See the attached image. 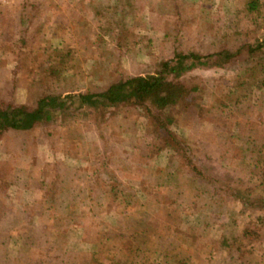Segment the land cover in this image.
Here are the masks:
<instances>
[{"label":"rangeland","instance_id":"rangeland-1","mask_svg":"<svg viewBox=\"0 0 264 264\" xmlns=\"http://www.w3.org/2000/svg\"><path fill=\"white\" fill-rule=\"evenodd\" d=\"M244 2L0 0V103L30 105L36 95L45 91L62 97L99 92L119 79L153 71L160 58L170 56L174 42H181L185 37L189 39V42L184 43L185 49L194 48L201 52L214 50L215 44L218 46L219 39L215 35L225 37L221 41L226 42L228 47L225 48L230 50L245 38L260 42L264 23L260 21L261 26L248 29L250 17L243 12ZM22 4L36 7L35 11L26 10L28 15L36 16L26 28L25 22L22 27L17 20ZM262 10L264 13V8ZM94 11L99 14L98 17H93ZM97 20L99 24L95 23ZM24 28L28 32L27 45L19 47L16 41ZM207 33L211 36H206ZM58 48L70 50L71 58L61 60L65 63L63 68L68 70L62 72L63 77L50 84L47 79L46 82L41 80L42 75L37 69V65L43 63V58L33 54L50 55L53 49ZM258 56L264 58V53L255 56L254 61L259 60ZM54 61V65L61 62L56 58ZM251 63L250 59H240L236 66L198 69L190 73L182 82L185 93L197 81L193 78L198 79L202 88L199 93L188 95L185 104L198 108L194 113L188 112L181 103L178 108L169 109L175 116L170 129L184 140L187 139V142H195L199 158L210 155L213 169L228 174L230 184L236 187L239 194L264 197V182H259L255 177L256 169L247 167L245 153H239L232 159L227 154L228 158L222 163L217 159L224 148L225 138L231 132L247 130L244 116L239 117L230 107L221 113L219 111L220 106L226 103L227 96L235 95L234 81L238 67H248ZM11 90L14 93L10 95ZM251 96V111L255 114L262 111L263 115L264 91L252 89ZM121 111L119 109L116 112L115 122L110 121L113 127L106 125L99 129L106 143L97 136L92 118L84 111L77 112L73 106L67 112L68 116L72 115L69 121L60 123L59 120L47 127L39 125L31 132H7L2 135L0 264H26L28 258L37 257L38 248L44 251L45 264H61L66 261L68 254L98 252L102 247L115 259L129 256L131 260L133 249L128 250L129 245L135 250L147 251V264H164L165 260L163 262L162 259L165 258L166 248L171 249L172 246L168 241L165 243L163 239L156 238L155 228L167 222L166 209L173 210L175 220L179 218V225L183 229H198L196 232L202 245L204 239L217 242L223 239L228 242L242 227L246 228L249 221L260 217L252 209L243 211L241 215L239 205L220 193L216 197L224 203L221 208L212 205L210 209H202L198 205L193 210L179 201L168 208L165 202L170 200L171 193L168 196L167 191L164 194L168 199L154 204L156 185L168 188L169 170L175 169L174 174H178V156L168 150L157 152L150 149L154 142L147 144L143 138L146 120L131 109ZM48 133L51 135L48 136ZM259 142L264 143V136ZM63 149L84 151L82 159L66 156ZM105 150L104 157H117L118 164H109L108 172L99 175L98 179L93 175L90 178L91 172L87 170L91 165L89 160L92 156L102 158ZM101 180H107L108 183H102ZM52 182L56 183L57 189L54 212L57 214L56 217L52 215L54 219H47L42 209V206L46 207L44 202L42 205V198ZM89 185L93 186L92 192ZM111 185L116 187L112 193L103 194L100 190L105 188L108 191ZM161 188L158 193L161 194L162 190L163 195ZM72 198L74 201L81 199L82 203L74 202L70 207ZM112 200L113 208L108 204ZM61 201L67 204L60 205ZM131 204L138 205L139 209H132ZM65 209L77 210L64 215L67 212ZM211 212L217 213V223H213L210 218ZM59 213L63 219L56 220ZM127 213L131 215L122 219ZM148 215L155 217L151 224L144 222L150 217ZM169 222L174 221L169 218ZM204 222L207 225L205 229ZM117 229L120 230L115 232ZM118 235L123 238L118 239ZM62 243L64 251L59 248L60 245L57 246ZM252 248L256 255L264 253V238L253 242ZM200 251L188 252L190 262L186 263L225 264L227 260L235 261L237 258L234 254L226 257L223 252L214 251L216 254L212 256V262L205 260L201 263L197 261L201 257ZM102 253L103 250L98 259L107 264ZM142 263L143 260L138 264Z\"/></svg>","mask_w":264,"mask_h":264},{"label":"trees","instance_id":"trees-1","mask_svg":"<svg viewBox=\"0 0 264 264\" xmlns=\"http://www.w3.org/2000/svg\"><path fill=\"white\" fill-rule=\"evenodd\" d=\"M263 8L264 0H245L243 12L250 17L248 21L249 30L258 28L261 26V22L264 23ZM27 9L35 11L36 7L31 4H22L20 6L17 20H19V25L22 27L23 22H25V28L28 26L27 24H30L34 18H36L33 14L28 15ZM93 13V17L99 16L96 11ZM95 23L99 24V21L97 20ZM25 28L16 41L19 47H25L27 45L26 36L28 32L24 31ZM205 35L211 36V34L208 33ZM261 35L262 40L260 42L245 38L242 39L233 50L225 48L228 47L226 46V42L224 43V41H221V39H225V37L219 38V36L215 35V37L219 39L217 41L218 46L215 44L214 47L216 48L214 50L205 52H201L194 48L185 49L184 43L189 42V39L185 37L181 42H174V47L171 50L170 56L160 58L153 71L139 76L119 79L110 83L99 92L75 93L62 97L60 94L48 93L45 91L42 94L36 95L35 100L30 105L26 103L16 104L13 102L0 103V138L7 132H31L39 125H45V127H47L49 124H55L59 120H61L60 123H63L64 120L65 122L69 121L72 115L68 116L69 113L67 112L70 111L73 106L77 112L84 111L92 118L97 136L104 140L103 132L99 129L106 125L109 128L113 127L110 121L115 122L117 118L116 112H118L119 109L122 110L121 112L131 109L137 113L138 117L145 119L147 122L143 138L144 142L147 144L152 141L154 142L150 149L157 152L168 150L178 156L176 160V166L177 169H179L178 174H174L176 173L175 169L169 170L168 183L170 187L166 188L162 186L161 188L160 185H156L157 193L154 196L155 199H153L154 204L157 205L165 198L168 199L167 195L164 194V192L167 191L168 196L169 193H171L170 200L165 202L168 208H171L176 201L184 202L185 206L193 210L197 209L198 205H200L199 207L202 209H210L212 205H217V208H221L224 207V203L221 199L216 197V194L220 193L223 197L226 196L231 202H236L239 205V213H241V215L248 209H252V211L260 214V217H257L255 220L252 218L253 220L249 221L247 227H242L237 235L231 237L228 242L223 239L219 240V242L212 239H204L202 245L199 242V235L196 232L198 229L195 227L183 229L179 225V218L176 217L175 220L173 210L166 209L168 210L167 213L165 212L168 217L167 222L158 224L155 228L156 238L159 240L163 239L162 242L165 243L168 241L169 245L172 246L171 249L166 248L165 258L162 259L163 262L165 260L164 264H197L186 262H190L188 252L194 253V251H200V249H202L199 253L201 257L197 261L201 263H204L205 260H207L206 262H212L214 251H217L223 252L226 257L232 254L237 256L235 261L227 260L225 264H264V253L256 255L253 253L252 248L253 242L260 241L264 238V197L260 195H254V197H252L241 193L239 194V192L235 190L236 187L230 184L228 174L219 173L213 169V158L210 155H204V157L199 158V150L195 142H187V139L184 140L182 136L171 131L170 126L173 125L175 116L169 112V109L178 108L181 103L188 112L194 113L197 110V106L185 104L188 95L197 94L202 88L198 79L193 78V80L197 81H194V85L190 86L188 92L185 93L186 91L183 88L182 82L184 78L190 76V73L198 69H221L229 66H236L240 59H250L252 63L248 67H238V73L235 77L236 81H234L235 95L229 94L226 98V103L220 106L219 111V113H221L225 108L230 107L239 117L244 116L246 124L244 127L247 128V130H234L231 132L230 135L225 138L224 148L222 153L217 155V159L219 163H222L228 156L232 159L233 157H237L239 153H245L248 158V162L246 161L247 167L252 170L256 169L257 172L255 177L259 182H264V143L259 142V139L264 136V119L262 120L264 114L262 115V111L258 114L251 111V90L257 89L264 91V58L258 56L259 60L254 61L255 56L264 53V31ZM253 41H255L254 46H252ZM33 55L43 58H40L44 61L42 64L37 65V69L42 75L41 80L44 79L46 82L45 79H47L51 84L56 82V79L63 77L62 72L68 70L66 67L63 68L65 63H62L61 60L71 58V51L58 48L53 49L50 55L42 53ZM54 58L61 62L58 61V63L54 65ZM70 77L73 76L71 75ZM12 93H14L13 90H11L10 95ZM248 115L250 117H248ZM50 135L51 134L48 133V136ZM182 143H184L185 146ZM106 151L107 150L103 153L102 158L96 159L95 156L91 155V161L89 160L91 165L89 169H87L91 172L89 175L90 178L93 175V177L98 179L100 177L99 175L108 172L106 170H108L107 167L109 164H118L117 157L111 159L104 157L106 156ZM62 152L70 158L79 160L82 159L84 151L78 149H73L71 151L69 149H63ZM227 154L228 156H226ZM110 172L112 173V171ZM101 181L102 183H108L107 180ZM93 185L95 187V184ZM88 188L92 192L93 186L89 185ZM115 188L116 187L111 185L108 191L105 188L100 190L105 194V192L112 193ZM160 188L163 189V195L162 190L161 194L158 193ZM65 189H69V187H65ZM56 193V183L52 182L48 192L42 198V205L43 202L46 205L44 208L42 206V209H44V213L47 214V219H54L53 216L56 217L57 213H54L57 204ZM108 196H111V194ZM74 202L76 204L78 202L81 204L82 200L78 199L74 201L72 198L69 206H73ZM66 204L67 202H60V205L65 206ZM108 204L111 208L114 207L113 200ZM108 204L105 205L108 206ZM123 205L125 204L123 203ZM131 205L132 209H139V207L137 208L138 205ZM48 210H51V212L47 213ZM66 210L67 212H65L64 215L77 209H65V211ZM156 210L158 209H155V211ZM102 213L105 214V210L102 211ZM117 214L119 215V213ZM59 215H57L58 218H56V220L60 218L63 219L62 214L59 213ZM130 215L131 213H127L122 219ZM169 218L174 222H169ZM210 218H212L213 223L218 222V215L216 212H211ZM141 220L142 219H138V221ZM153 220H155V217L150 216L148 219H145L144 222L147 221L151 224ZM57 223V226L60 228L59 221H57ZM206 226L205 223L203 229H205ZM119 230L120 229H117L115 232ZM100 235L101 234H99V236ZM115 235H117V233H115ZM114 238H116V236H114ZM117 238L122 239L123 237L120 238L118 235ZM57 246L64 251L63 243L57 244ZM128 247V250L133 249V256H130L131 260L129 256H126V259H123V256L115 259L114 255H108L107 251L102 247L98 252L68 254L66 256V261L61 264H103L98 259L101 257L100 253L102 250V254L105 255H103L105 257L104 261L108 262L107 264H138L141 260H143L142 264H147L145 258L147 251L145 249L135 250V248H132L130 245ZM43 253L44 251L38 248L37 257L35 259L28 258L26 264H45L43 262ZM134 256L138 258L133 260V258H135ZM202 256H204L205 259Z\"/></svg>","mask_w":264,"mask_h":264},{"label":"built area","instance_id":"built-area-1","mask_svg":"<svg viewBox=\"0 0 264 264\" xmlns=\"http://www.w3.org/2000/svg\"><path fill=\"white\" fill-rule=\"evenodd\" d=\"M2 1H5V0H2Z\"/></svg>","mask_w":264,"mask_h":264}]
</instances>
